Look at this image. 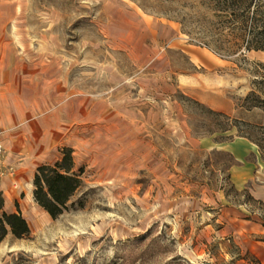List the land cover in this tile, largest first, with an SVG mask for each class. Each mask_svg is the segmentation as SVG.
Returning a JSON list of instances; mask_svg holds the SVG:
<instances>
[{"label": "rangeland", "instance_id": "obj_1", "mask_svg": "<svg viewBox=\"0 0 264 264\" xmlns=\"http://www.w3.org/2000/svg\"><path fill=\"white\" fill-rule=\"evenodd\" d=\"M219 1L0 0V131L8 165L27 162L0 194L31 228L0 264H264V172L237 139L264 122L244 103L264 53H234ZM63 147L84 206L54 219L33 171Z\"/></svg>", "mask_w": 264, "mask_h": 264}, {"label": "trees", "instance_id": "obj_2", "mask_svg": "<svg viewBox=\"0 0 264 264\" xmlns=\"http://www.w3.org/2000/svg\"><path fill=\"white\" fill-rule=\"evenodd\" d=\"M223 1L219 3L225 17H233V20L239 22L236 25L233 22L230 27L235 40L234 53L242 49L264 53V0ZM258 65L263 71H258L255 85L244 103L247 109L264 110V63ZM210 111L215 112L212 109ZM252 128L254 134L243 132L238 137H245L257 146L264 164V123L252 125ZM83 173V167H77L73 149L63 147L61 157L54 164L46 163L37 167L33 180L35 201L54 219L73 209L82 208L84 200L75 197L84 186ZM259 202L264 205V201ZM4 203V198L0 194V242L9 235L18 239L28 237L31 228L21 210L9 212L4 208Z\"/></svg>", "mask_w": 264, "mask_h": 264}, {"label": "crops", "instance_id": "obj_3", "mask_svg": "<svg viewBox=\"0 0 264 264\" xmlns=\"http://www.w3.org/2000/svg\"><path fill=\"white\" fill-rule=\"evenodd\" d=\"M2 72V73H1ZM15 82V74L13 73V71H8L7 74L3 73V71H1L0 69V124H5L10 122L8 117H9V110L10 109V92H14L15 88L13 86ZM11 105V104H10ZM264 123V122H263ZM44 130V128L42 129V131ZM237 139L242 140L243 142H247L248 144V149L241 155L238 156V158L243 157V156H247L248 153H250L251 151L254 152L255 149L257 148V146L251 142L249 139L245 138V137H238ZM5 141V139H4ZM7 141H9V139H7ZM222 143L225 141H219L218 143ZM229 142H231L230 144H234L236 142V140L230 139ZM6 145V144H5ZM7 149V147H6ZM257 152H258V160L260 159L259 156V151L257 148ZM9 155L7 156L6 154V159H5V164H11L9 161ZM261 160V159H260ZM263 162H259V166L262 169V171L264 172V164H262ZM27 166V162H22L20 164L17 165V167L13 168V172L12 173H7L5 174V176H3L2 180H3V185L7 184L10 185V183H13L14 188H18L19 186V180H23V178L25 177L24 173H25V168ZM36 170V169H35ZM33 171V180H34V175L36 171Z\"/></svg>", "mask_w": 264, "mask_h": 264}, {"label": "built area", "instance_id": "obj_4", "mask_svg": "<svg viewBox=\"0 0 264 264\" xmlns=\"http://www.w3.org/2000/svg\"><path fill=\"white\" fill-rule=\"evenodd\" d=\"M6 153L7 149L3 137V132L0 131V175L5 174L6 171H8V173L13 172V167L5 164ZM5 169L7 170L5 171Z\"/></svg>", "mask_w": 264, "mask_h": 264}]
</instances>
